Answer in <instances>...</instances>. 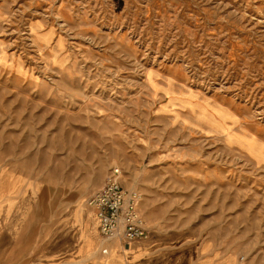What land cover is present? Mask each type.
I'll list each match as a JSON object with an SVG mask.
<instances>
[{"label":"rangeland","instance_id":"374dc122","mask_svg":"<svg viewBox=\"0 0 264 264\" xmlns=\"http://www.w3.org/2000/svg\"><path fill=\"white\" fill-rule=\"evenodd\" d=\"M177 97L226 109L233 136L264 143V0H0V182L88 206L114 167L141 194L133 170L221 160L207 220L237 264H264V150L164 129L191 109Z\"/></svg>","mask_w":264,"mask_h":264},{"label":"crops","instance_id":"0c3cea01","mask_svg":"<svg viewBox=\"0 0 264 264\" xmlns=\"http://www.w3.org/2000/svg\"><path fill=\"white\" fill-rule=\"evenodd\" d=\"M164 129H182L190 134L196 129L218 128L188 108L167 122ZM166 143L168 151L174 150L176 142ZM179 160L142 171L141 176L133 170L134 178L128 182L140 189V212L148 239L126 247L104 241L94 226L96 220L99 222L96 212L88 205L83 211L78 209L81 235L76 248L65 249L69 242L65 232L42 238L40 225L33 221L24 230L22 224L16 227L25 235L24 243L14 245L15 251L4 254L0 264H237L227 248L231 240L229 231L219 233V224L207 220L208 215L216 212L212 201L216 184L222 180L214 170H223L225 163L219 160L216 164L213 158ZM60 247L62 252L54 251ZM104 248L107 253L102 251Z\"/></svg>","mask_w":264,"mask_h":264},{"label":"bare ground","instance_id":"6f19581e","mask_svg":"<svg viewBox=\"0 0 264 264\" xmlns=\"http://www.w3.org/2000/svg\"><path fill=\"white\" fill-rule=\"evenodd\" d=\"M3 59V57H2ZM166 93L172 95L170 89ZM191 95V94H190ZM180 103L189 106L195 114L203 121L215 126L230 143H238L251 153H260L264 150V143L254 138L243 136H233L230 133V127L226 120L231 119L232 123L237 122L235 117H231L228 111L220 106L216 107L207 102L190 101L177 97ZM190 99V100H189ZM174 101V99H170ZM176 102H173V105ZM167 104L162 107L165 108ZM196 108L199 110L196 111ZM170 111L175 112L174 107ZM61 189L53 190L48 187L28 186L24 190L18 185H9L7 177L0 182V260L9 250L15 251L17 243H24L25 235L16 231V227L22 224L23 228L28 227L33 221L40 225L42 238L45 235L56 237L59 234L66 233L69 242L65 249L76 248L79 245L81 231L79 228L78 209L83 211L86 208L85 199L80 195L64 196ZM97 215V214H96ZM94 212L92 216L96 218ZM96 230H99L98 220L94 223ZM3 230L6 233H3ZM93 232V231H92ZM148 239V236H147ZM144 239H133L132 245L139 243ZM27 244V243H26ZM54 251H63V248H54Z\"/></svg>","mask_w":264,"mask_h":264},{"label":"built area","instance_id":"2783aa9c","mask_svg":"<svg viewBox=\"0 0 264 264\" xmlns=\"http://www.w3.org/2000/svg\"><path fill=\"white\" fill-rule=\"evenodd\" d=\"M141 194L122 182V171L114 167L103 186L88 200L99 219V232L104 241L128 246L133 239H144L148 230L140 212ZM107 253V249L102 250ZM242 255L239 260L243 261Z\"/></svg>","mask_w":264,"mask_h":264}]
</instances>
